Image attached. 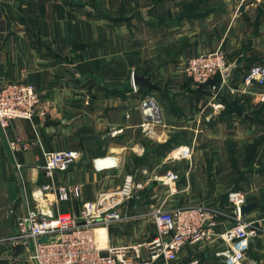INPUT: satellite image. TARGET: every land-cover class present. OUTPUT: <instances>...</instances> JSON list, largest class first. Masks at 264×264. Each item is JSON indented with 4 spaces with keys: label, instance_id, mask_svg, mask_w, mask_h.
Masks as SVG:
<instances>
[{
    "label": "crops",
    "instance_id": "1",
    "mask_svg": "<svg viewBox=\"0 0 264 264\" xmlns=\"http://www.w3.org/2000/svg\"><path fill=\"white\" fill-rule=\"evenodd\" d=\"M216 49L234 65L226 77L230 84L251 65H264V0H0V77L33 84L44 112L0 128V264H30L31 242L16 238L18 219L36 206L24 194L30 198L47 181L44 153L61 150L78 151L79 158L55 172L54 181L79 193L65 201L39 199V207L54 216L75 215L83 202L115 189L128 173L142 180L155 176L120 207L122 220L104 228L105 247L150 240L155 229L149 214L158 207L205 206L219 234L231 224L227 193L242 183L248 202L259 204L244 215L258 228L245 264H264V187L260 199L252 191L264 181V167L245 178L229 166L234 175L225 183H214L207 167L208 188L192 162L173 151L190 145L191 129L201 126L210 136L264 145L263 101L229 97L206 118L208 90L184 74L187 59ZM134 75L149 76L156 87H136ZM255 90L263 93L264 85ZM148 98L160 107L158 122L146 121L141 112L140 103ZM16 139L27 146L12 151L8 142ZM105 157L112 164L94 165ZM168 169L180 175L174 193L161 182ZM222 247L218 238L187 245L175 264H222L215 255Z\"/></svg>",
    "mask_w": 264,
    "mask_h": 264
},
{
    "label": "built area",
    "instance_id": "2",
    "mask_svg": "<svg viewBox=\"0 0 264 264\" xmlns=\"http://www.w3.org/2000/svg\"><path fill=\"white\" fill-rule=\"evenodd\" d=\"M227 65L226 55L221 49L199 54L183 64L185 76L197 85L209 83L217 74L220 75L219 83L209 84L210 94L203 109L210 108L211 113L206 118L223 108L221 97L251 95L264 102V92L255 90L264 85V65H251L236 84H230L222 76ZM39 100L33 84L2 81L0 77V128H8L17 118L33 121L36 113L43 115ZM140 109L146 121L160 120V107L152 98L142 100ZM8 146L12 151H18L27 143L16 139L9 141ZM176 151L179 158H187V147ZM78 158L79 152L75 150L46 151L43 169L47 181L40 189L31 192L30 198L24 194V200L28 203L31 199L36 206L27 208L26 215L18 219L16 238L31 242L30 264H175L185 246H200L213 238H218L223 245L215 253L222 264H245L246 253L258 228L254 220L240 214V207L248 202V193L243 190L228 193V202L232 207L231 224L219 234L215 232L218 223L205 206L176 210L158 207L149 214L155 229L154 236L143 243L122 246H100L95 231L121 221L120 207L154 181L155 176L142 180L128 173L115 189L100 191L93 200L83 202L75 215L54 216L42 210L39 207L41 198L52 196L65 201L71 194L78 196L77 187L69 189L54 181L55 172L66 171ZM112 162L109 157L94 159L96 167ZM179 179L176 171L168 169L161 182L170 186V191L174 193ZM41 238L46 240L40 242Z\"/></svg>",
    "mask_w": 264,
    "mask_h": 264
},
{
    "label": "rangeland",
    "instance_id": "3",
    "mask_svg": "<svg viewBox=\"0 0 264 264\" xmlns=\"http://www.w3.org/2000/svg\"><path fill=\"white\" fill-rule=\"evenodd\" d=\"M191 132H194V134L193 136L189 135L191 136V141L190 145L187 146L190 156L189 158L184 157L182 159H189V164L192 162V166L196 168L197 171L196 176L201 180L203 179L205 186L208 188L210 187L209 184H207L208 181L205 173L207 167H211L213 170L211 177L213 178L214 183H225L226 181H230L232 179L234 173L231 171L229 166H234L237 169V172L241 173L239 176L245 178L250 177L249 173H251L255 167H264V145L246 146L241 144L242 142L238 143V141L235 140L236 138L233 140H228L225 138L226 135L210 136L205 132L202 126L201 128L191 129ZM179 148L181 147L174 148L173 151ZM236 150H240L242 152L240 158L230 157L229 155H231V153ZM206 151H216V154H213L211 157L203 156V153ZM255 151L258 152L255 154ZM176 160L177 159L172 158L173 163ZM262 183L257 184L256 189L258 191L252 189L255 195L254 197H257L258 199H260L261 194H263L262 191L259 190L260 186L264 187V184ZM241 185L239 183L237 184V186L243 188ZM241 188H237L235 190H243L249 193V189L246 190ZM262 196L264 197V195Z\"/></svg>",
    "mask_w": 264,
    "mask_h": 264
},
{
    "label": "water",
    "instance_id": "4",
    "mask_svg": "<svg viewBox=\"0 0 264 264\" xmlns=\"http://www.w3.org/2000/svg\"><path fill=\"white\" fill-rule=\"evenodd\" d=\"M234 67V65H227V67L222 71V76L226 78L229 75L230 70ZM149 76L144 77L143 75H134L133 82L136 87L143 86V87H156L149 82ZM259 204L257 202H246L240 207V214L245 215L247 212L252 211L255 208H258ZM46 238L39 239L40 242H44Z\"/></svg>",
    "mask_w": 264,
    "mask_h": 264
},
{
    "label": "trees",
    "instance_id": "5",
    "mask_svg": "<svg viewBox=\"0 0 264 264\" xmlns=\"http://www.w3.org/2000/svg\"><path fill=\"white\" fill-rule=\"evenodd\" d=\"M220 82V75L219 74H217L209 83H206V84H201V86L205 89V88H207V90H208V94H210V87H209V84H211V83H214V84H217V83H219ZM220 101L222 102V104H223V107H224V105H226L227 104V102H229L230 100H229V98L228 97H221L220 98Z\"/></svg>",
    "mask_w": 264,
    "mask_h": 264
},
{
    "label": "bare ground",
    "instance_id": "6",
    "mask_svg": "<svg viewBox=\"0 0 264 264\" xmlns=\"http://www.w3.org/2000/svg\"><path fill=\"white\" fill-rule=\"evenodd\" d=\"M112 161V159H111ZM95 234H96V239L97 241L100 243V246H104L102 245V242L101 240L104 238V235H105V229L103 228H99L95 231Z\"/></svg>",
    "mask_w": 264,
    "mask_h": 264
}]
</instances>
